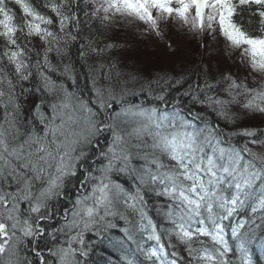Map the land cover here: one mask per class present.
<instances>
[{"label":"snow or ice","instance_id":"6c2138e0","mask_svg":"<svg viewBox=\"0 0 264 264\" xmlns=\"http://www.w3.org/2000/svg\"><path fill=\"white\" fill-rule=\"evenodd\" d=\"M0 264H264V0H0Z\"/></svg>","mask_w":264,"mask_h":264}]
</instances>
